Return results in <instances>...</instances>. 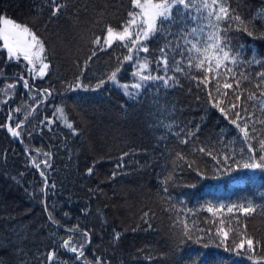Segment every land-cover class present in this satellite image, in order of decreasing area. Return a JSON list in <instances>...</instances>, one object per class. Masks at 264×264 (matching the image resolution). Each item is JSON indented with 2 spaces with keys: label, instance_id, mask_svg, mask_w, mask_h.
Instances as JSON below:
<instances>
[{
  "label": "trees",
  "instance_id": "obj_1",
  "mask_svg": "<svg viewBox=\"0 0 264 264\" xmlns=\"http://www.w3.org/2000/svg\"><path fill=\"white\" fill-rule=\"evenodd\" d=\"M57 2L66 7L52 16L50 0H0V14L28 25L44 41L50 64L40 78L28 73L26 62L8 61L0 49V75L7 77L0 80V88L16 82L18 75L33 86L28 91L18 85L8 96L0 91V125L6 124L9 114L13 127L17 119L28 116L19 138L0 127V264H47L52 248L57 251L53 264H82L74 259L75 254L60 247L69 235L65 228L76 225L91 229L92 243L85 249L90 264H95L94 256L110 264H253L246 252L231 250L240 236L230 233L226 249L216 235L221 220L235 232H243L246 224L247 235L264 244V170L236 167L234 161L242 163L249 153L241 154L244 141L213 106L223 99L221 107L227 108L231 90L225 98L213 89L210 98L203 85L198 88L176 73L180 86L165 89L159 81L148 82L138 98L130 99L120 87L138 80L132 75L137 70L135 62L122 61L127 49L117 42L100 50L92 43L96 36L103 41L106 25L115 27L128 19L129 0ZM230 3L245 19L264 9V0ZM229 35L234 45L238 39L247 49L264 55V34ZM162 43L159 36L148 41L150 53L141 55H151ZM250 55L249 51L245 59ZM118 65L122 66L119 83L108 81ZM183 66L189 71L186 63ZM151 67L157 74L155 65ZM258 70L249 69L253 74ZM201 74L195 68L189 71L192 76ZM100 80L106 83L96 89ZM256 82L254 78L251 83L243 82L242 89L259 95ZM77 83L82 86L75 87ZM37 89H48L51 95L45 99ZM17 107L20 113L14 112ZM248 110L264 119L256 101L248 102ZM228 115L231 118L234 112L229 110ZM65 117L75 134L66 126ZM197 126L189 143H180L187 138L185 132L196 131ZM257 129L264 135V126L257 125ZM200 146L221 161L224 154L233 160L218 164L194 150ZM253 146L258 150L255 141ZM44 153L51 154V168L40 163L49 159ZM177 153L184 159H177ZM33 159L40 163L39 169ZM229 167L230 171L223 170ZM40 171L48 181L44 192ZM114 172L117 175L112 178ZM169 176L165 193L161 181ZM249 201L257 207L251 216L227 211L229 206ZM221 206L223 210L216 211ZM208 207L214 211H207ZM144 212H149L150 229L142 220ZM49 214L60 227L50 222ZM178 221L188 224L191 239L182 234ZM114 232L121 233L117 242H113ZM260 255L264 252L258 249L256 256Z\"/></svg>",
  "mask_w": 264,
  "mask_h": 264
},
{
  "label": "snow or ice",
  "instance_id": "obj_2",
  "mask_svg": "<svg viewBox=\"0 0 264 264\" xmlns=\"http://www.w3.org/2000/svg\"><path fill=\"white\" fill-rule=\"evenodd\" d=\"M50 2L53 5L52 16L58 15L66 7L64 3H58L57 0H50ZM129 3L132 10L127 13L128 19L115 27L111 24L106 25L103 41L100 36H96L92 40V43L100 50L111 48L118 42V46L127 49V54L122 57V61L135 62L137 70L132 75L138 80L131 85L121 84L120 87L124 90V94L130 99H136L145 90L148 82L153 81H159L165 89L178 87L180 86V77L176 73L194 81L198 88L203 85L210 98H212L213 89L219 96L225 98L229 97V90H231V99L228 101L227 108L221 107L224 104L223 99L214 102L213 106L219 109L226 120H229L239 138L244 141L245 147L240 149L241 154L245 151L249 153L247 160L242 163L234 161V163L237 168L264 170V135L257 129V125L264 126V119L257 117L255 110L252 112L248 110V102L256 101L260 105L261 113H264V55L258 54L254 49H247L238 39L234 45L233 38L229 35L232 32L245 33L248 37H254L257 32L264 34V9L258 10L254 16L245 19L237 9L231 7L230 0H129ZM257 20L259 25L256 23ZM157 36L163 41L160 47L151 55H141L150 53L148 41ZM170 37H178V39L174 41L169 39ZM0 49L6 52L8 61L26 62V65L30 66L28 67L30 75L35 73L37 77L43 78L47 74L50 64L46 62L44 41L28 25L2 14H0ZM249 51L251 55L245 59V55ZM95 54L94 50L93 56ZM170 55L171 66L169 64ZM185 63L189 71L195 68L202 74L199 77L189 75V71H186L183 66ZM153 64L157 74H153L151 67ZM253 67L259 69L254 74L249 71ZM121 70L122 66L118 65L108 76V81L119 83L117 75ZM169 71L173 74L169 75ZM161 72L163 74H160ZM253 78L257 81L254 87L259 90V95L256 92H249L246 88L242 89V83H251ZM4 79L7 77L0 75V80ZM105 83V80H100L96 89ZM21 84L24 89L32 91L33 86L29 84V80L24 75L16 76V82L6 84L0 88V91L8 96L9 93L14 94L17 86ZM209 84H212V88H209ZM81 86L77 83L75 87ZM37 91L43 92L45 99L51 95L48 89H37ZM7 102V100L3 101L5 104ZM255 106L253 104V109ZM229 110L234 112L231 118L228 115ZM21 111L20 107L14 109L16 113ZM58 111L63 114V109ZM31 112H35V109H31ZM27 119L28 116L25 115L23 121ZM23 121L17 119L15 127H13L12 115L9 114L6 124L0 125V127H6L12 137L19 138ZM64 122L69 129H73L75 134L73 124L69 123L66 117ZM168 127L170 130L171 125ZM198 130L197 126L196 131L185 132L187 138H181L180 143L188 144ZM254 141L258 144V150L253 146ZM194 150L212 157L218 164L233 160L232 155L224 154L223 161H221L217 155H213L211 150H207L206 146H200ZM257 151H259V155H257ZM44 155L49 159L42 160L40 163L44 164L45 168H51L49 162L51 154L44 153ZM177 159L183 160L184 157L177 153ZM32 163L36 168H40V163H36L35 159ZM121 166L117 165V167ZM223 170L230 171L231 168ZM92 171V167L87 169L89 175L92 174ZM40 175L44 179V186L41 189L44 192L48 189L47 176L44 171H40ZM116 175L117 173L114 172L112 178H115ZM171 179L169 176L161 181L163 192H168L167 184ZM51 187L54 189L55 183ZM222 210L223 206L216 209V211ZM234 210H238L245 216H251L256 213L257 207L249 201L247 204L232 205L227 208L229 213ZM207 211L213 212L214 209L208 207ZM49 220L55 227H60L59 222L53 219L51 214H49ZM142 220L149 229L152 227L149 221V212L143 213ZM178 222L182 226V234L191 239L188 224L185 221ZM224 224L225 221L221 220V226L216 229V235L220 238L221 244L228 249L230 233L238 235L240 236L239 242L233 241L231 250L237 254L246 252L247 258L253 264H264V255L256 256L258 249L264 252V244L247 235V225H242L243 232H235L231 227H224ZM65 231L69 235L66 239L61 240L60 247L75 254L74 259L82 261V264H90L85 257V249L92 243L91 229H81L79 225H76L72 228H65ZM77 235L81 239L74 240V236ZM120 235L121 233L114 232L113 242L119 241ZM199 242L198 239L197 243ZM56 256V248L50 249L47 253V264H53ZM94 259L95 264H110L99 256H94Z\"/></svg>",
  "mask_w": 264,
  "mask_h": 264
}]
</instances>
